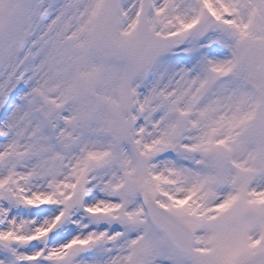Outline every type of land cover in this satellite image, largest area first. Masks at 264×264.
Listing matches in <instances>:
<instances>
[{"label":"snow or ice","instance_id":"6c2138e0","mask_svg":"<svg viewBox=\"0 0 264 264\" xmlns=\"http://www.w3.org/2000/svg\"><path fill=\"white\" fill-rule=\"evenodd\" d=\"M0 264H264V0H0Z\"/></svg>","mask_w":264,"mask_h":264}]
</instances>
